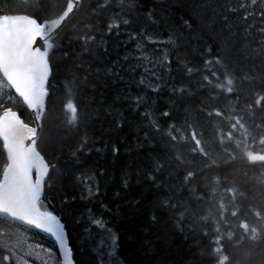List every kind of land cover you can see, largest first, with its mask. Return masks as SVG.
<instances>
[{"label":"snow or ice","instance_id":"obj_1","mask_svg":"<svg viewBox=\"0 0 264 264\" xmlns=\"http://www.w3.org/2000/svg\"><path fill=\"white\" fill-rule=\"evenodd\" d=\"M27 8L0 10V264H264V0Z\"/></svg>","mask_w":264,"mask_h":264},{"label":"trees","instance_id":"obj_2","mask_svg":"<svg viewBox=\"0 0 264 264\" xmlns=\"http://www.w3.org/2000/svg\"><path fill=\"white\" fill-rule=\"evenodd\" d=\"M28 2L29 0H0V10L10 9L14 13L24 14L25 12L28 11L27 8ZM53 2L63 4L64 0H49V3H53ZM58 89H59L58 92L54 96L56 113L58 114L61 120H64L65 118L70 119L71 115L69 110L67 109V103L73 102L79 104L80 99L76 98L74 96V93H70L68 90H66L63 87L62 83L58 86ZM138 159L139 158L136 156H129L123 161L113 162L110 159L106 158L105 160H102L101 163L103 167H105L109 171V173L112 174L108 178L109 181H112L113 179L116 180L119 179V170L121 168L122 163L131 164L134 162H138ZM109 186L110 187L112 186L111 183ZM132 194L135 195V192H133ZM80 209L81 211L84 210L83 204L80 205ZM105 219L111 220L112 217L106 216ZM114 223L116 229L122 232L128 231L129 229L134 230V226L132 224L127 223L125 217L117 218ZM40 238L44 239L43 236H40ZM129 239H135V237L132 236L129 237ZM123 250H124V257H126V264H151L152 256L149 255L146 259L139 256L131 244L125 243L123 245ZM166 255L174 256L175 260L172 261V264H177L178 261H180L187 255V252L184 250L183 246H181L179 249H177V251L168 253ZM260 259L261 258L259 256L256 257L257 264H259Z\"/></svg>","mask_w":264,"mask_h":264},{"label":"flooded vegetation","instance_id":"obj_3","mask_svg":"<svg viewBox=\"0 0 264 264\" xmlns=\"http://www.w3.org/2000/svg\"><path fill=\"white\" fill-rule=\"evenodd\" d=\"M26 235H27V236H29V237H31V235H32V234H31V233H26ZM38 239H41V240H43V239H42V238H40V237H38ZM31 242H33V241L30 239V240H29V243H31Z\"/></svg>","mask_w":264,"mask_h":264}]
</instances>
